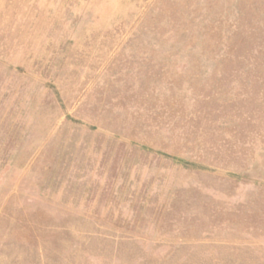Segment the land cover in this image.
Segmentation results:
<instances>
[{
	"label": "rangeland",
	"instance_id": "374dc122",
	"mask_svg": "<svg viewBox=\"0 0 264 264\" xmlns=\"http://www.w3.org/2000/svg\"><path fill=\"white\" fill-rule=\"evenodd\" d=\"M0 264H264V0H0Z\"/></svg>",
	"mask_w": 264,
	"mask_h": 264
}]
</instances>
